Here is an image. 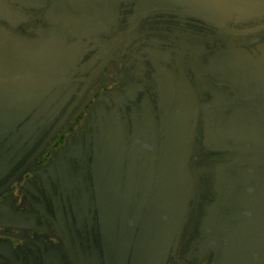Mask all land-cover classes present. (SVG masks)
<instances>
[{"label": "flooded vegetation", "instance_id": "obj_1", "mask_svg": "<svg viewBox=\"0 0 264 264\" xmlns=\"http://www.w3.org/2000/svg\"><path fill=\"white\" fill-rule=\"evenodd\" d=\"M0 264H264V0H0Z\"/></svg>", "mask_w": 264, "mask_h": 264}]
</instances>
